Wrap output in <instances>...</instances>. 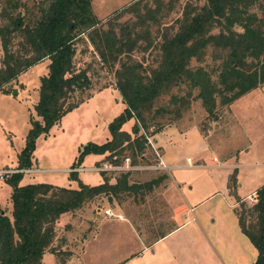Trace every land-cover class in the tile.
Listing matches in <instances>:
<instances>
[{"label": "trees", "instance_id": "16d2710c", "mask_svg": "<svg viewBox=\"0 0 264 264\" xmlns=\"http://www.w3.org/2000/svg\"><path fill=\"white\" fill-rule=\"evenodd\" d=\"M142 1L133 0L108 17L99 18L92 10L91 0H46L39 6V13L26 21L27 15L17 10L21 1L7 0V6L15 12L6 7L1 10V16L7 20L0 23L3 51L0 90L11 92L13 89L7 84L18 74L44 58L49 59L34 104L39 118L30 117L16 167L32 165L36 137L48 132L64 113L83 101L82 94L92 85L87 70L76 68L74 63L75 40L82 34H87L101 61L114 68L115 87L125 107L108 124L111 136L101 143L84 144L79 149L77 164L72 166L80 164L90 152L105 153V158L114 162L118 161L117 155L126 150L143 158L145 131L153 124L155 127L148 131L152 136L162 128L160 122L150 121L152 117L146 113L158 97L172 87L180 88L185 84L187 91L171 93V105L179 104L182 110L187 109L192 91L197 89L194 97L199 98L211 114L217 99L222 105L230 104L236 97L264 83V17L251 9L261 0L186 2L176 27L158 31L157 36H152L151 27L158 22L160 4L153 7L147 0ZM125 15L127 18L120 20ZM17 36L20 39L15 40ZM211 47L215 51L214 59L218 60L212 69L191 65L193 58L204 60ZM149 48L155 50L153 63L144 64L135 57V52ZM213 73L216 78L212 77ZM180 108L177 109L180 111ZM163 110L166 111V106L155 109L161 113ZM128 119H134L133 129L143 128V131L132 136L123 129ZM236 171L234 168L228 180L233 193ZM101 173L104 176L101 182L89 184L78 178L77 171H70V178L78 179L77 187L47 181L20 184L23 172L8 175L5 181L12 187L7 199L10 206L0 202V264H40L53 241L55 223L62 213L82 206L95 195L104 193L113 198L120 192L151 188L167 177V173L162 172L144 183H135L128 181L127 171L110 182L104 172ZM255 193L256 200L251 205L256 213L255 225H247L238 206L235 210L242 231L258 250L254 264H264V184ZM236 200L240 206L246 205L237 194ZM133 223L140 230V226ZM171 229L146 241L157 240Z\"/></svg>", "mask_w": 264, "mask_h": 264}, {"label": "rangeland", "instance_id": "374dc122", "mask_svg": "<svg viewBox=\"0 0 264 264\" xmlns=\"http://www.w3.org/2000/svg\"><path fill=\"white\" fill-rule=\"evenodd\" d=\"M20 1L23 4L20 3V7L17 10L20 9L28 16H26V21L30 16L34 18L39 13V6L46 3V0ZM131 1L133 0H91V7L96 16L104 18ZM147 1L153 7H157V3L160 4L157 12L158 22L151 27L152 36H157L158 31L170 30L176 27V21L181 16L186 2L202 4L205 0ZM4 7L11 12H15L14 9H10L7 6V0H0V23H4L7 20L3 15L1 16V10ZM251 9L256 11L259 16L264 17L262 0L256 2ZM131 17L133 16L131 15ZM125 18H127L126 15L122 16L120 20ZM237 28L240 29L239 26ZM17 33L19 34L20 32ZM16 39H20L19 36ZM154 52L155 50L150 48L146 51H136L135 57L144 64H151L153 63ZM214 53L215 51L211 47L204 60L198 61L193 58L191 65H203L207 69H212L218 63V60L214 59ZM2 55L3 51L0 42V65ZM48 62L49 59L44 58L18 74L15 79L7 84L9 89H13L11 92L3 93L0 91V129L2 132H6L3 135V144H0L1 151H4V144L12 147L11 139L13 140L12 145L17 146L23 137L22 144H24L30 127V117L39 118L36 115L34 104L39 97L41 76L47 73L48 70ZM74 63L76 68H85L87 70L92 85L82 94L85 97L83 101L64 113L58 122L50 126L48 132H41L36 137L33 153L39 156L41 165L33 164L32 156L31 167L57 168L50 170L54 171L51 173H45V171L49 170L41 169L38 172L43 171L44 173H38L37 180H44L47 175L50 178L57 177V180H60L59 182L64 183L74 179L78 184L77 178L68 179L67 176L63 178V174L73 171L70 168L74 167L72 164H77L76 159L79 149L84 144L88 142L101 143L109 138H106V136L111 135L108 124L125 107L121 93L115 87L114 68L101 61L87 34H82L75 40ZM212 77L216 78L215 73L212 74ZM186 91L185 84H182L180 88L175 86L169 91L162 93L153 103L151 110L146 113L152 117L150 121L160 122L162 127L174 126L179 129L198 127L201 134L216 149L217 157L215 162L221 163V161L227 160L231 156L229 160L232 161L255 163L251 167L249 165L241 167L245 190L250 189L251 186H257V189L264 184V83L236 97L230 104L222 105L217 99L216 108L211 114L204 109L201 100L194 97L197 89H193L190 98L191 102L187 109L182 110L179 104L171 105L169 102L171 93L181 94L186 93ZM165 106L166 111L163 110L162 113L155 111L156 107ZM177 108L181 110L179 111ZM133 123L134 119H128L123 123L125 127H129L128 131L132 136L135 132L143 131V128L135 131L136 128L133 129ZM154 127L151 124L149 130ZM149 130L145 131L146 135H149ZM6 136L9 141H5ZM188 137L190 140L192 139L191 135ZM186 141L190 142L188 139ZM247 148L249 149V154H252H250L248 160H245L243 156ZM1 151L0 154L2 153ZM158 151L161 153L159 147ZM99 154L93 152L86 154L77 166L92 167L93 165L101 164L104 160L107 161L104 156L106 155L105 153H102V156H98ZM124 154L129 155L131 160L135 159L136 164L134 165L138 166V168L101 171L109 178L110 182H115L123 172L127 171L128 181L135 183H144L162 174V170L148 168V165L156 162V153L147 144H145L143 150V158L136 155L133 156L129 150H126L119 156L117 155L118 161L112 162L122 164L125 159ZM99 157H102V159L99 160ZM75 171H79L83 179L91 183L96 182V178L101 173L95 170ZM32 172L34 171L27 173ZM88 173H91L92 176L96 175V178L94 180L93 178L87 179L86 174ZM166 173L167 177L158 183H154L151 188L140 187L136 192H120L112 198L111 202L108 201L109 196L101 193L87 200L82 206L62 213L55 223L53 241L44 252L40 264H99L101 259L103 260L100 262L103 264L105 258L108 257L110 246L118 236L122 235L125 239L131 237L127 234L126 229L118 226L113 227L118 218L124 219L126 222L130 220L133 225L135 221L140 226V230H137V233L144 242L147 239H152L159 232L166 231L176 225L177 220L173 218V207L168 201L166 190L176 188L177 185L172 184L170 173ZM101 175L104 179L102 173ZM239 181L240 178L237 177L235 193L231 192L229 188L235 199L237 194L236 186ZM2 198L0 199L2 205H7L4 203L5 197ZM255 200L256 197L254 199L248 198V200H243L246 205L240 206L237 204L247 225L256 224V213L251 206ZM8 205L10 206L9 203ZM108 206L113 209L114 213H121L123 217L105 215L103 209ZM109 240L110 244L107 245ZM188 246L193 247L191 243ZM122 254L116 255L121 256ZM206 263L209 264L208 262ZM213 264L216 263L214 262Z\"/></svg>", "mask_w": 264, "mask_h": 264}, {"label": "crops", "instance_id": "0c3cea01", "mask_svg": "<svg viewBox=\"0 0 264 264\" xmlns=\"http://www.w3.org/2000/svg\"><path fill=\"white\" fill-rule=\"evenodd\" d=\"M122 128L127 131L129 129L124 125H122ZM5 134L6 132H2L0 129V144H3V135ZM159 134L160 136H158ZM190 135L192 136L191 140L188 137ZM110 136H106V138ZM152 137L155 145L160 148L162 159L166 163L182 165V167H173L170 171L162 170V172H169L172 184L177 185L176 188L166 190L168 201L173 207V218L177 220L176 225L172 226V229L170 228L171 230L159 239L144 242L130 220L126 222L124 219L118 218L113 227L118 226L126 229L127 234L131 237L125 239L122 235L118 236L110 246L108 257L105 258L106 262L104 261V263L207 264L206 262H208L213 264L215 262L216 264H254L258 250L241 229L238 214L235 210L238 202L230 192L228 178L236 168L237 177L240 178L236 186V192L242 200H248L250 195L254 196L256 194L257 186H251L248 190L244 189L245 181L242 180L241 167L245 165L251 167L255 163L232 161L229 160L231 156L227 160L221 161V163L215 162L216 149L201 134L198 127H187L185 129L174 126L162 127ZM187 139L190 142H187ZM22 140L23 137L17 146L12 145V139L10 140L12 147L4 144V151L0 150L2 152L0 154V168L17 166V155L19 149L24 145ZM5 141H9L7 136ZM250 154L247 148L243 159L248 160ZM102 155L99 154L98 156ZM188 156L192 158L194 156V159L201 165L183 166L186 164ZM100 159L102 157H99ZM40 160L39 156L33 153V164L41 165ZM234 165L235 167H233ZM34 167L37 172L24 173L19 182L20 184L47 181L59 185L78 186L74 179L64 183L59 182L60 180H57V177L50 178L47 175L44 176V180H37L38 173H44L43 171L38 172L41 169H47L49 171H45V173H51L54 171L50 170L57 168ZM68 174L64 173L63 178L67 176L69 179ZM77 176L83 182L89 184H96L103 180L101 173H99V178H96V175L92 176L91 173L86 174L87 179L93 178L94 180L96 178V182L92 183L88 180L85 181L79 171ZM11 189V185L5 179L0 178V199L5 197L4 203L7 205ZM211 215L213 217L210 218ZM190 243L193 247L188 246ZM108 244H110V240ZM120 253L123 254L121 256L116 255ZM100 261L99 264L102 263Z\"/></svg>", "mask_w": 264, "mask_h": 264}, {"label": "built area", "instance_id": "2783aa9c", "mask_svg": "<svg viewBox=\"0 0 264 264\" xmlns=\"http://www.w3.org/2000/svg\"><path fill=\"white\" fill-rule=\"evenodd\" d=\"M146 144L148 147L151 148V150L154 151V153H156V162H154L153 164L148 165V168H153V169H158V170H166V171H170L173 167H182V165H170L168 163H166L161 156V153L158 151V146L155 145L154 143V139L152 138V136L150 135H146ZM124 162L122 164H118V163H113L112 161H109L107 159L102 161L101 164H97V165H93L92 167H85V166H74L71 167L70 170H95V171H115V170H129V169H135L138 168V166L134 165L136 163H133L130 156L126 155L124 157ZM216 160V158L214 159ZM197 165H201V163H198V161L196 159H193L191 156H188L186 158V164L183 166H188V167H194ZM37 169L34 167H6V168H0V178H4L7 177L8 175H10L13 172H23V173H27V172H31V171H36ZM256 195V194H255ZM250 195L249 198L254 199L256 196ZM103 213L105 215H116L118 217H123L121 213H114L113 209L108 206L106 208L103 209Z\"/></svg>", "mask_w": 264, "mask_h": 264}, {"label": "water", "instance_id": "95a60500", "mask_svg": "<svg viewBox=\"0 0 264 264\" xmlns=\"http://www.w3.org/2000/svg\"><path fill=\"white\" fill-rule=\"evenodd\" d=\"M135 131H137V128L135 129ZM108 201H109V202L112 201V197H111V196L108 197Z\"/></svg>", "mask_w": 264, "mask_h": 264}]
</instances>
